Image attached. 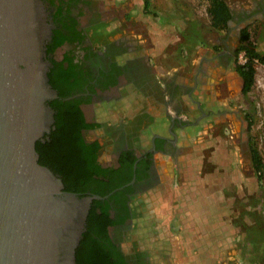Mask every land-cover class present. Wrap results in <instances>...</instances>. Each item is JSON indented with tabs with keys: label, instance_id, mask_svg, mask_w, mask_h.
Wrapping results in <instances>:
<instances>
[{
	"label": "crops",
	"instance_id": "1",
	"mask_svg": "<svg viewBox=\"0 0 264 264\" xmlns=\"http://www.w3.org/2000/svg\"><path fill=\"white\" fill-rule=\"evenodd\" d=\"M222 1L229 15L224 27L187 13H160L150 0H142L139 11L123 6L127 21L143 23L145 31L124 37L137 45L155 86L144 90L146 107L138 115L151 121L136 144L142 154H153L157 180L134 200L140 197L146 208L152 196L158 219L150 241L160 260L171 256L178 264H264V251L251 259L253 233L264 240V221L256 219L250 160L239 157L231 136L213 134L224 120L231 130L239 126L244 80L238 49L249 32L264 54V0Z\"/></svg>",
	"mask_w": 264,
	"mask_h": 264
},
{
	"label": "water",
	"instance_id": "2",
	"mask_svg": "<svg viewBox=\"0 0 264 264\" xmlns=\"http://www.w3.org/2000/svg\"><path fill=\"white\" fill-rule=\"evenodd\" d=\"M43 0H0V264H76L94 199L39 162L54 124Z\"/></svg>",
	"mask_w": 264,
	"mask_h": 264
},
{
	"label": "flooded vegetation",
	"instance_id": "3",
	"mask_svg": "<svg viewBox=\"0 0 264 264\" xmlns=\"http://www.w3.org/2000/svg\"><path fill=\"white\" fill-rule=\"evenodd\" d=\"M43 1L47 6L48 22L51 24L46 49V59L49 61L48 76L49 82L56 92V96L49 99V104L54 99L81 100L79 106L82 108L86 120L98 125L96 128L83 129V136L90 142L98 140L101 145H104L98 156V162L101 167L107 169L106 175L95 176L81 196L98 195L97 191L106 193L100 199L108 200L111 206L109 210L111 217L118 221L117 224L109 227L108 234L115 246L124 253L123 257L128 264H157L152 260L153 254L150 252L148 254L137 248L130 251L124 247V244L129 242L126 235L132 227L130 225L133 217L134 198L147 187L151 188L157 180V166L153 154H142L136 144L140 133L134 134L135 122H138L140 117L134 119L135 122L129 126L130 128L123 126L115 129V126L113 128L109 124V127L101 124L97 118L89 119L83 107L84 105L119 103L126 98L127 89L130 87H134L140 92L146 90L147 85L154 88L151 68L142 56L137 55L139 49L135 42L128 41L126 37H113L105 41L102 38V43L96 40V34L102 30L103 23L105 22V26L108 24L107 28H110L112 23L111 19L104 18V14H108L109 10L101 9L98 0ZM109 16L108 14L107 17ZM57 29H60L64 35L66 34L69 41L67 40L56 50L51 51L56 37L54 30ZM65 46L72 48L71 50L66 48L61 54H57L59 48ZM66 54L73 58L70 82H67L69 84L73 82V87L69 91V95L61 98L60 91L53 85L51 73L59 71V74L62 75L60 63ZM69 65L65 61L64 66L68 67ZM60 87L67 89L62 81H60ZM53 110L55 117L54 107ZM220 112L219 109L218 113L220 114ZM247 113L245 107L241 105L237 118L239 123L237 130H231V123L224 120L219 123L213 134H220L223 138L231 136L232 140L230 141L235 147L237 145L239 157L242 159L247 157L250 160L251 172L256 175L258 164L256 148L250 138L251 122ZM54 124L41 139L42 141L49 138L50 133L55 129ZM101 130L106 131L103 137L100 133ZM232 131V135H229ZM109 147L112 148L113 156L106 159L104 155ZM117 231H121L122 240L115 237Z\"/></svg>",
	"mask_w": 264,
	"mask_h": 264
},
{
	"label": "trees",
	"instance_id": "4",
	"mask_svg": "<svg viewBox=\"0 0 264 264\" xmlns=\"http://www.w3.org/2000/svg\"><path fill=\"white\" fill-rule=\"evenodd\" d=\"M209 2L208 10L213 26H226L229 19L227 6L222 0H209ZM54 33L56 37L51 51L56 50L68 40V36L64 35L60 29L54 30ZM243 42L238 53L246 50L250 60L246 64L238 63V71L244 80L243 92L248 93L255 83L253 58L257 57L264 61V54L257 50L249 32L244 35ZM65 61L70 64L68 67L64 66ZM72 61L73 58L66 54L60 63L62 75L59 74V71L51 73L53 85L60 91L61 98L69 95V91L73 87V82L67 83L70 82ZM60 81L66 85L67 89L60 87ZM81 102L77 99L50 101L56 110L55 129L50 133L48 139L37 141L36 149L39 153V162L61 176L65 190L83 195L82 192L88 189L87 185L95 179V176L106 175L107 169L101 167L98 162V156L104 145H101L98 140L90 142L83 136V129L96 128L98 125L86 120L85 114L79 106ZM256 156L257 163L260 164V157L257 153ZM96 193L101 196L106 194L101 191ZM110 208L107 199L93 200L86 229L76 249V264H128L123 257L124 253L115 246L108 234L109 227L118 222L111 217Z\"/></svg>",
	"mask_w": 264,
	"mask_h": 264
},
{
	"label": "rangeland",
	"instance_id": "5",
	"mask_svg": "<svg viewBox=\"0 0 264 264\" xmlns=\"http://www.w3.org/2000/svg\"><path fill=\"white\" fill-rule=\"evenodd\" d=\"M98 2L101 9L109 10L108 14L110 16L107 17L108 14L105 13L104 18L106 17L108 19H111L112 21L110 28H107L108 24H106L105 26V22L103 23V26L101 25L102 30H99L100 33L96 34V40L99 43H102L103 39L105 41L113 37L126 36L129 33L136 35L139 31H145V28H141L143 26L142 22L126 20V8L123 7L130 5V7L133 6L131 7L132 9H134L135 11H139L141 9L140 4H142V0H98ZM126 2H128L129 4ZM149 3L150 5L153 4L152 9L154 8V10L160 13L167 12L172 15H183L187 13V16H192L195 19H199L200 22L207 21L208 23H210L209 19L204 17V15L202 14L205 0H150ZM121 21L123 24L121 23ZM255 42L259 46L260 41L255 38ZM66 48H70L71 50L72 47H61L59 48L57 54H61ZM137 55L142 56L141 52H138ZM261 74L262 75H259L260 81H256V84L251 87L248 93H242L241 103L243 107H245V110H247V114H249L251 122V125L249 127L250 138L253 146L256 148V153L259 155L258 157H260V164L257 165L255 175V192L257 196L256 199L259 211H257V213L260 214V218L257 214L256 219L264 221V72H261ZM126 93L129 96L128 100L126 99L120 101L119 103L117 102L109 105L98 104L97 106L84 105L83 107L87 114V117L89 119L97 118V120L101 124L105 126H108L109 124L113 128L115 126V129L123 126H128V128H130L129 126H131V124L133 125L135 122L134 119L140 117L138 118L139 121L135 122L136 129L134 134L139 133V129H141L144 124H148L147 122L151 121V117H148L147 115H145L144 117L138 115V112L143 109V106L146 107L145 101L143 102V96L145 95V93L144 91L140 92L136 90V88L134 87L128 88ZM105 132V130H101L100 133L102 137L103 135H105ZM108 140L111 141L110 138H108ZM112 153V148L109 147L104 157L106 159L112 158ZM148 196L149 198H151V200L150 202L146 203H150V206H146V208H144V206L142 207V199H140V197L134 200L133 217L132 223L130 225L132 227L129 233L126 235V239L129 242L125 243L124 247L129 249L130 251L137 248L148 254L150 252L151 254H153L152 260H154V262L156 261L157 264H178L176 260L177 258L171 256H167V258H162L163 260H160V253H156L157 250L155 251V245L150 241V239L153 237L150 229L152 227V222L154 221V219H158V213L156 209V214L154 217V203L152 202V196ZM115 234V237L117 239L122 240L121 231H117V233ZM260 235L261 234L259 233H253V236L257 238H254L256 242L255 248L252 249V261L254 259H259L260 255H262L261 251H264V240ZM244 263L246 264V261Z\"/></svg>",
	"mask_w": 264,
	"mask_h": 264
},
{
	"label": "built area",
	"instance_id": "6",
	"mask_svg": "<svg viewBox=\"0 0 264 264\" xmlns=\"http://www.w3.org/2000/svg\"><path fill=\"white\" fill-rule=\"evenodd\" d=\"M210 6V2L209 0H205V4H204V9L202 14L204 15V17H206L207 19L211 20L210 14H209V8ZM250 60L248 53L246 52V50H242L239 54H238V63L239 64H246L248 63ZM253 63L255 66V83L256 81H260L259 80V75H262L261 72H264V61L260 60L259 58H253Z\"/></svg>",
	"mask_w": 264,
	"mask_h": 264
}]
</instances>
